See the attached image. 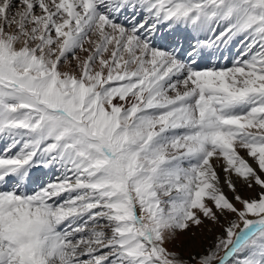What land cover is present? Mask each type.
<instances>
[{
	"label": "snow or ice",
	"instance_id": "6c2138e0",
	"mask_svg": "<svg viewBox=\"0 0 264 264\" xmlns=\"http://www.w3.org/2000/svg\"><path fill=\"white\" fill-rule=\"evenodd\" d=\"M0 144V264H264V0H0Z\"/></svg>",
	"mask_w": 264,
	"mask_h": 264
},
{
	"label": "rangeland",
	"instance_id": "374dc122",
	"mask_svg": "<svg viewBox=\"0 0 264 264\" xmlns=\"http://www.w3.org/2000/svg\"><path fill=\"white\" fill-rule=\"evenodd\" d=\"M235 49H236V45L231 46L227 51L229 52L231 50L236 51ZM224 53L222 54L225 55ZM236 55L237 54H233L231 55V58L228 59L227 63L229 64V66L231 65V62ZM220 175H221V183H223V172H220ZM238 189L240 195H242L245 198L255 197L257 190H259L258 188L256 190L247 189L246 187L240 185H238ZM225 194L227 195V193ZM228 197L231 199L233 197V193L230 192V195ZM237 206L239 207V205ZM221 223L223 224L225 222L222 220ZM193 233L195 234L194 236ZM223 233H224V228L221 226V224H213L209 221H206L202 228L194 227L192 229V232L184 233L178 236V238L174 242L168 244L167 246L169 249H174L176 251H179L183 253L185 256L189 255L192 252L204 253L205 250L210 249L213 246V244L216 241V238L218 236L223 235Z\"/></svg>",
	"mask_w": 264,
	"mask_h": 264
},
{
	"label": "bare ground",
	"instance_id": "6f19581e",
	"mask_svg": "<svg viewBox=\"0 0 264 264\" xmlns=\"http://www.w3.org/2000/svg\"><path fill=\"white\" fill-rule=\"evenodd\" d=\"M233 46H235V45H233ZM224 54L228 57V59H230V58H231V55H233V54H237V53H236V51L231 50L230 52L227 51V52H225ZM222 55H223V54H222ZM222 63H223V61H222ZM3 147H4V145H3V144H0V149H3ZM242 155H246V154H245V153H242ZM250 163H253V166L255 167V164H254L253 161H250ZM218 171L222 172V171L219 170V169H218ZM37 175H41V173H40V172H37ZM238 185H239V184H238ZM222 187H223V190L225 191V193H227V196H229V195H230V191H229V189L227 188V185H225V184L222 183ZM257 191H259V190H257Z\"/></svg>",
	"mask_w": 264,
	"mask_h": 264
}]
</instances>
